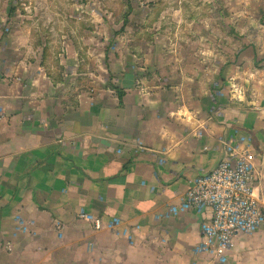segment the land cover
Instances as JSON below:
<instances>
[{"label": "crops", "instance_id": "0c3cea01", "mask_svg": "<svg viewBox=\"0 0 264 264\" xmlns=\"http://www.w3.org/2000/svg\"><path fill=\"white\" fill-rule=\"evenodd\" d=\"M6 4L0 0V264H264V230L237 237L219 263L198 251L212 212L170 213L219 165L225 141L253 149L257 166L262 25L233 64L198 47L209 31L197 30L141 56L119 47L97 65L101 55L90 53L88 64L85 49L56 46L25 17L14 21L11 5L3 13Z\"/></svg>", "mask_w": 264, "mask_h": 264}, {"label": "rangeland", "instance_id": "374dc122", "mask_svg": "<svg viewBox=\"0 0 264 264\" xmlns=\"http://www.w3.org/2000/svg\"><path fill=\"white\" fill-rule=\"evenodd\" d=\"M5 1L3 13L9 4L10 14L17 18L14 17V21L25 17L24 25L35 34L54 37L56 46L73 45L85 49L86 54L81 52V56L88 64L92 59L90 53L101 55L96 64L103 65L105 52L127 47L138 50L141 56L145 48L176 45L181 39L187 40L180 36L197 30L204 35L209 31L205 37H197L198 47L208 44L213 47L216 63L233 64L240 60L246 40L251 43L254 34L258 33L254 32V27L258 26L260 30L261 25L263 34L258 44L259 50L264 51V19L262 22L257 19L258 24H255L252 17H260L264 0ZM12 29L13 24L10 31ZM260 57L261 62L264 61V54ZM255 142H258L256 137ZM256 157L258 194L264 206V150L257 152Z\"/></svg>", "mask_w": 264, "mask_h": 264}, {"label": "built area", "instance_id": "2783aa9c", "mask_svg": "<svg viewBox=\"0 0 264 264\" xmlns=\"http://www.w3.org/2000/svg\"><path fill=\"white\" fill-rule=\"evenodd\" d=\"M223 144L225 157L219 165L199 176L181 207L170 211L174 214L188 210L199 214L212 212L211 220L202 226L204 240L198 251L216 256L219 263L227 260L226 253L237 237L264 230V206L258 194L253 149H238L228 141ZM85 218L97 229L101 227L100 220L89 215Z\"/></svg>", "mask_w": 264, "mask_h": 264}]
</instances>
